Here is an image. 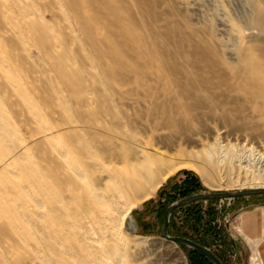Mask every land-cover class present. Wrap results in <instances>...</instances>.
Listing matches in <instances>:
<instances>
[{
    "label": "rangeland",
    "instance_id": "374dc122",
    "mask_svg": "<svg viewBox=\"0 0 264 264\" xmlns=\"http://www.w3.org/2000/svg\"><path fill=\"white\" fill-rule=\"evenodd\" d=\"M195 90L212 113L200 123ZM145 94L177 106L178 132L154 131L162 117ZM127 150L154 167L159 154L194 163L212 183L180 169L158 190L193 176L198 194L264 187V0H0V264H208L159 237L158 190L132 205L117 174ZM256 206L264 195L198 202L174 223L191 241L219 231L205 245L221 264H262L257 241L233 225Z\"/></svg>",
    "mask_w": 264,
    "mask_h": 264
},
{
    "label": "bare ground",
    "instance_id": "6f19581e",
    "mask_svg": "<svg viewBox=\"0 0 264 264\" xmlns=\"http://www.w3.org/2000/svg\"><path fill=\"white\" fill-rule=\"evenodd\" d=\"M107 1V0H106ZM108 5V4H107ZM142 5V4H141ZM106 8V7H105ZM115 13V12H114ZM114 15V14H113ZM95 16V15H94ZM118 16V15H117ZM98 17V16H97ZM81 20V19H80ZM123 20V19H122ZM95 23V22H94ZM119 23V22H118ZM90 25V24H89ZM156 32V31H155ZM126 33V32H125ZM168 34V33H167ZM126 35V34H125ZM128 36V35H127ZM125 37V36H124ZM131 37V36H130ZM179 39V38H178ZM119 42V41H118ZM177 42V41H176ZM125 43V42H124ZM134 43V42H133ZM136 43V42H135ZM100 44V43H99ZM115 44V43H114ZM121 44V43H120ZM132 44V43H131ZM203 44V45H202ZM201 45H200V47L202 48V46H204L205 44L204 43H202ZM122 45V44H121ZM118 46V45H117ZM131 46V45H130ZM156 46V45H155ZM205 46H207V45H205ZM208 46H210V45H208ZM208 46L206 47L207 49H208ZM115 47V46H114ZM137 47V46H136ZM197 47V46H196ZM113 48V47H112ZM130 48H132V47H130ZM181 48V47H180ZM195 48V47H194ZM198 48V47H197ZM201 48H199V49H201ZM210 48V47H209ZM116 49V48H115ZM115 49H113V51L115 50ZM126 49V48H125ZM133 49V48H132ZM177 49V48H176ZM213 49V48H212ZM101 50V49H100ZM190 50H192V49H190ZM204 50H206L205 48H204ZM210 50H211V48H210ZM113 51H110L109 53H111L113 56H116V54L113 52ZM128 51V50H127ZM192 51H194V50H192ZM196 51H198V50H196L195 49V51L194 52H196ZM214 51V50H213ZM212 51V52H213ZM115 52H116V50H115ZM118 52V51H117ZM200 52H201V50H200ZM199 52V54H203V55H205L206 53H204V52H207V51H204L203 53H200ZM210 52V51H209ZM211 52V53H212ZM105 53H108V51L107 52H105ZM144 53H146V51H144ZM150 53V52H149ZM162 53V52H161ZM192 53V52H191ZM196 53H198V52H196ZM196 53H195V55H196ZM214 53V52H213ZM104 54V53H103ZM193 54V53H192ZM198 54V55H199ZM209 54V53H208ZM167 55V54H166ZM202 55V56H203ZM214 55V58H216V57H218V56H215L216 54H213ZM104 56V55H103ZM108 56V55H107ZM110 56V55H109ZM147 56H148V54H147ZM165 56V55H164ZM116 57H118V56H116ZM149 57V56H148ZM200 57V56H199ZM205 57V56H204ZM112 58H114V57H112ZM159 58V57H158ZM202 58V57H201ZM145 59V58H144ZM195 60H197L198 58H197V55H196V58H194ZM148 60V59H147ZM211 60V59H210ZM178 61V60H177ZM197 63V62H196ZM206 63V62H205ZM117 64H118V62H117ZM198 64V63H197ZM204 64V63H203ZM196 65V64H195ZM208 65V64H207ZM209 65H210V63H209ZM198 66V65H197ZM203 66H206V65H203ZM203 66H202V68H203ZM120 67V66H119ZM210 67H212L211 65H210ZM209 67V68H210ZM194 68V67H193ZM196 68V67H195ZM199 68V67H198ZM197 68V69H198ZM201 68V67H200ZM199 68V69H200ZM199 69H198V72H199ZM203 70V69H202ZM204 70H205V68H204ZM206 70H208V68L206 69ZM133 71V70H132ZM201 71V70H200ZM191 72V71H190ZM197 72V71H196ZM203 72V71H202ZM209 73H211L212 74V72H209ZM194 74V73H193ZM202 75V74H201ZM215 76H216V74H215ZM194 77V76H193ZM192 77V78H193ZM199 77V76H198ZM217 77V76H216ZM248 78V79H247ZM249 78L250 77H246L245 78V80H249ZM179 79V78H178ZM191 79V78H190ZM194 79V78H193ZM196 79V78H195ZM201 79V78H200ZM234 79V78H233ZM190 81V80H189ZM196 82V81H195ZM200 82V81H199ZM203 83H204V81H203ZM206 83V82H205ZM245 83H247V82H245ZM244 83V84H245ZM192 84V83H191ZM197 84V83H196ZM213 84V83H212ZM193 85H194V83H193ZM197 85H199V83L197 84ZM218 85H219V83H218ZM205 86V85H204ZM203 86V87H204ZM248 86V85H247ZM197 87H199V89H200V85L199 86H197ZM196 87V88H197ZM202 87V86H201ZM223 87V86H222ZM225 87V86H224ZM239 87V86H238ZM245 87V86H244ZM204 88H206V87H204ZM258 88V87H257ZM195 89V88H194ZM203 89V88H202ZM224 89V88H223ZM217 90H219V89H217ZM193 91V90H192ZM196 92H194L193 93V95H191V101H192V98H193V112L194 113H196V114H193V122H198V121H201L203 118H206L207 119V117H211V115H212V113L209 111V110H206V109H204L203 110V98L205 99L206 97H203V93L201 94V92L202 91H200L199 93L197 92V90H195ZM204 92V91H203ZM207 92V91H206ZM212 92V91H211ZM211 92H209V93H211ZM196 93H198V94H196ZM241 93V92H240ZM147 94V93H146ZM145 94V96H147ZM153 93H151V95H152ZM183 94V93H182ZM207 94V93H206ZM205 94V95H206ZM213 94V93H212ZM150 95V94H149ZM154 95V94H153ZM158 95V94H157ZM163 95H164V93H163ZM166 95V94H165ZM238 95V94H237ZM161 96V95H160ZM167 96V95H166ZM175 96H177V95H175ZM193 96V97H192ZM212 96V95H211ZM142 97V96H141ZM179 97V96H178ZM207 97H210V96H207ZM214 97V96H213ZM143 98H144V96H143ZM147 98H150V105H151V108L152 109H150L149 110V113H150V115H154V114H161L160 116L162 117V118H160V117H158V119H156V121H152L153 122V127H154V131H160V130H162V129H166V130H171L172 132H178V131H176V129L178 128V126L181 124L180 122H176L178 119L176 118V117H178V116H176V113H178L179 111H177L176 113H175V117L174 116H172L173 114H174V112L177 110V106H175V108H174V110H172L171 112H173V113H169L170 111H169V109H171V108H169L168 109V111L166 110V108H168L167 106L165 107V105L163 104V102H162V104H160V102L162 101H160V100H157L158 99V97H157V99L155 98V97H148L147 96ZM190 98H188V99H190ZM146 99V98H145ZM156 99V100H155ZM162 99V98H161ZM167 99V98H166ZM166 99H164L165 101H167ZM175 99V98H174ZM172 100V98L170 99V101ZM137 101V100H136ZM142 101H144V100H142ZM160 101V102H159ZM164 101V102H165ZM169 101V100H168ZM183 101V100H182ZM249 101V100H248ZM137 102H139V101H137ZM146 102V101H145ZM208 102V101H207ZM207 102H204V103H207ZM223 102H225V101H223ZM227 102V101H226ZM143 103V102H142ZM167 103V102H166ZM183 103H185V102H183ZM138 104V103H137ZM146 104H148L147 102H146ZM181 104V103H180ZM140 105H142L141 104V99H140ZM167 105V104H166ZM215 105V104H214ZM209 106V105H208ZM217 106V105H216ZM144 108H145V106H143ZM181 107V106H180ZM205 107H207V106H205ZM210 107V106H209ZM208 107V108H209ZM222 107V106H221ZM147 108H148V106H147ZM146 108V109H147ZM182 109V108H181ZM211 109V108H210ZM225 109V108H224ZM148 110V109H147ZM198 110H200V112H198ZM214 111V110H213ZM223 111V110H222ZM229 111V110H228ZM218 112H220V111H218ZM225 112H226V110H225ZM232 112V111H231ZM180 113V112H179ZM214 113V112H213ZM224 113V112H223ZM229 113H230V111H229ZM146 114H147V112H146ZM227 114V113H226ZM187 115H183V117H186ZM188 116L190 117H192V115H189L188 114ZM214 116V115H213ZM228 116V115H227ZM172 117H174L173 119H172ZM181 117V116H180ZM218 117L219 118H217V119H219V121L222 123L223 122V117L221 116V114H220V116L218 115ZM150 118V117H149ZM156 118H157V116H156ZM175 118L177 119L176 121H174L175 120ZM179 118V117H178ZM188 118V117H187ZM153 119H154V116H153ZM180 119V118H179ZM186 119V118H185ZM185 119H184V121H185ZM228 119V118H227ZM148 121H149V119H147ZM152 120V119H151ZM151 120H150V122H151ZM181 120V119H180ZM179 120V121H180ZM229 120V119H228ZM227 120V121H228ZM202 122V121H201ZM185 123V122H184ZM188 123V122H187ZM198 123H200V122H198ZM190 123H188V125H189ZM202 124V123H201ZM187 125V124H186ZM187 125V128L190 126H188ZM231 135L230 134H226V135H224V137L223 138H226V137H230ZM122 139V141H124L125 143H127V140L125 141V138H121ZM126 148L127 149H129L128 148V146H126ZM140 148H143V146L141 145L140 146ZM127 152H128V155H127V166H126V168H124L123 170L121 169V170H117V174H118V176L120 177V178H122V180L124 181V184H125V194H130V195H133V198L132 199H134L135 201H132V205L134 204V205H138V204H140V203H143V202H145V201H148L149 199L151 200V198L155 195V193H156V191L158 190V188H159V186H160V183L164 180H166L170 175H172L173 173H175V171H177V170H180V169H189V170H191V171H193L194 173H196L197 175H199L200 176V178L202 179V181H203V184H205L206 186H210V187H212V183L209 181V178H208V176H207V173H206V171L202 168V167H200L199 165H196V164H194V163H177V164H175V163H169V162H166L165 160H164V158H163V155H161V154H159V156H157V157H155V159H153V160H150L151 162L152 161H154L155 163H157L156 165H155V167L152 165V163L149 165V163H147L148 162V157H146L147 159H145L144 158V153H142V152H140L139 153V156H138V158H137V156L135 157V156H133L132 155V153L129 151V150H127ZM185 155V154H184ZM208 155H209V157L210 158H212L214 155L212 154V152L211 153H208ZM154 157V156H153ZM183 157H186V159L188 160V161H190V162H194V161H196V157H193V155H187V156H183ZM114 158V157H113ZM107 159V158H106ZM115 159V158H114ZM255 188H264V187H255ZM141 189H142V192H140L141 191ZM121 194V193H120ZM98 198H101V196H100V194H96L95 195V199H98ZM129 201H131V200H129ZM129 209V208H128ZM128 210L127 211H125L123 214H122V216H121V219L119 218V223L121 224L122 223V221H123V219H124V217L128 214ZM260 214H261V216H262V220L264 221V208L263 209H260ZM127 218V217H126ZM242 232V231H241ZM242 236L245 238V239H248L249 240V238L247 237V236H245L244 234H243V232H242ZM144 244H142V240H140V242H137L136 244H133L132 246H143Z\"/></svg>",
    "mask_w": 264,
    "mask_h": 264
},
{
    "label": "trees",
    "instance_id": "16d2710c",
    "mask_svg": "<svg viewBox=\"0 0 264 264\" xmlns=\"http://www.w3.org/2000/svg\"><path fill=\"white\" fill-rule=\"evenodd\" d=\"M193 176V175H192ZM201 190V186L199 185L197 179L195 176H193L190 179H185L183 181L178 182L176 177L169 179L167 184L162 187L160 190H158L157 193V199L156 201V207H157V218L159 219L160 217V224L162 226L163 221H164V214L165 211L167 209V207L178 201L181 200L183 198H186L188 196L191 195H195L198 194V192ZM154 201L150 200L147 203L144 204V206L146 205H150L153 204ZM198 203V202H195ZM195 203H191L189 205L183 206L177 210H175L170 217L169 220V226L167 228V235L171 236V237H180V238H184V235H179L178 230L176 229L175 223H174V216L175 213L180 212L183 209L188 208L190 205H193ZM162 215V216H161ZM208 215L211 217L212 213H208ZM193 217H194V227H193V231L196 232V236H198V223H200L201 221V217L199 216V214H197L196 212L193 213ZM139 227H143L141 224L138 225ZM203 233H205V238L204 239H193L192 242L198 244L201 247L207 248L209 250V246L205 245L208 238L211 239L209 245L214 246V244L216 243V241H220V232L215 230L214 228H210V227H205V230L203 231ZM189 240V239H187ZM191 241V240H190ZM183 247V246H181ZM192 251V250H191ZM210 251V250H209ZM211 252V251H210ZM192 253L200 260L203 262L202 263H209V261L202 255L192 251ZM219 261H220V257L215 254L214 252H211ZM205 261V262H204ZM221 262V261H220Z\"/></svg>",
    "mask_w": 264,
    "mask_h": 264
},
{
    "label": "water",
    "instance_id": "95a60500",
    "mask_svg": "<svg viewBox=\"0 0 264 264\" xmlns=\"http://www.w3.org/2000/svg\"><path fill=\"white\" fill-rule=\"evenodd\" d=\"M254 195H264V188H251L247 190H239L234 192H214L208 194H195L183 198L181 200H178L167 207L164 214V221L160 230L159 237L170 243L189 248L190 250L204 256L211 264H221L220 261L207 248L201 247L198 244L184 238L168 236L167 228L169 226V220L171 214L175 210L195 202L219 201V200L235 199V198L248 197ZM129 220H130L129 217L125 220L124 227L130 233H134L135 229L133 227L128 226Z\"/></svg>",
    "mask_w": 264,
    "mask_h": 264
},
{
    "label": "crops",
    "instance_id": "0c3cea01",
    "mask_svg": "<svg viewBox=\"0 0 264 264\" xmlns=\"http://www.w3.org/2000/svg\"><path fill=\"white\" fill-rule=\"evenodd\" d=\"M264 207H248L237 212L234 217L235 224L245 236L257 241L259 258L264 264V221L260 214V209Z\"/></svg>",
    "mask_w": 264,
    "mask_h": 264
},
{
    "label": "flooded vegetation",
    "instance_id": "af4514ba",
    "mask_svg": "<svg viewBox=\"0 0 264 264\" xmlns=\"http://www.w3.org/2000/svg\"><path fill=\"white\" fill-rule=\"evenodd\" d=\"M210 263V262H209ZM211 264V263H210Z\"/></svg>",
    "mask_w": 264,
    "mask_h": 264
}]
</instances>
